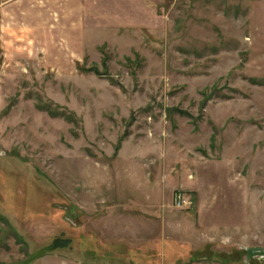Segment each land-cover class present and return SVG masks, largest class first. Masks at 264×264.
I'll list each match as a JSON object with an SVG mask.
<instances>
[{
	"label": "rangeland",
	"instance_id": "obj_1",
	"mask_svg": "<svg viewBox=\"0 0 264 264\" xmlns=\"http://www.w3.org/2000/svg\"><path fill=\"white\" fill-rule=\"evenodd\" d=\"M1 2L0 264H264V0Z\"/></svg>",
	"mask_w": 264,
	"mask_h": 264
},
{
	"label": "built area",
	"instance_id": "obj_2",
	"mask_svg": "<svg viewBox=\"0 0 264 264\" xmlns=\"http://www.w3.org/2000/svg\"><path fill=\"white\" fill-rule=\"evenodd\" d=\"M174 205L178 209H190L193 205V201L191 196L178 193L174 197Z\"/></svg>",
	"mask_w": 264,
	"mask_h": 264
},
{
	"label": "trees",
	"instance_id": "obj_3",
	"mask_svg": "<svg viewBox=\"0 0 264 264\" xmlns=\"http://www.w3.org/2000/svg\"><path fill=\"white\" fill-rule=\"evenodd\" d=\"M70 239L57 238L53 243L47 248L49 251H54L58 249H66L70 246Z\"/></svg>",
	"mask_w": 264,
	"mask_h": 264
},
{
	"label": "crops",
	"instance_id": "obj_4",
	"mask_svg": "<svg viewBox=\"0 0 264 264\" xmlns=\"http://www.w3.org/2000/svg\"><path fill=\"white\" fill-rule=\"evenodd\" d=\"M2 4V2L0 3V5Z\"/></svg>",
	"mask_w": 264,
	"mask_h": 264
}]
</instances>
